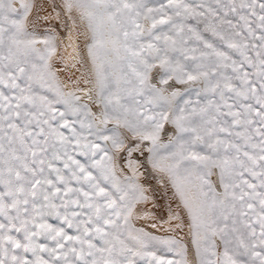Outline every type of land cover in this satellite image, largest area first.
Here are the masks:
<instances>
[{
    "label": "snow or ice",
    "instance_id": "6c2138e0",
    "mask_svg": "<svg viewBox=\"0 0 264 264\" xmlns=\"http://www.w3.org/2000/svg\"><path fill=\"white\" fill-rule=\"evenodd\" d=\"M0 264H264V0H0Z\"/></svg>",
    "mask_w": 264,
    "mask_h": 264
}]
</instances>
